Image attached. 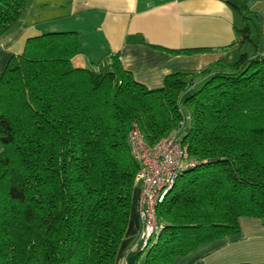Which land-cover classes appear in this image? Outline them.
<instances>
[{"label":"trees","instance_id":"16d2710c","mask_svg":"<svg viewBox=\"0 0 264 264\" xmlns=\"http://www.w3.org/2000/svg\"><path fill=\"white\" fill-rule=\"evenodd\" d=\"M26 3L0 0V35ZM241 13L239 50L251 42ZM78 40L75 31L29 37L0 75V264H116L139 167L128 131L136 122L154 144L187 112L182 142L195 163L158 205L162 230L136 264H174L239 232L241 216L264 220V53L241 51L148 88L119 52L106 71L74 67Z\"/></svg>","mask_w":264,"mask_h":264},{"label":"crops","instance_id":"0c3cea01","mask_svg":"<svg viewBox=\"0 0 264 264\" xmlns=\"http://www.w3.org/2000/svg\"><path fill=\"white\" fill-rule=\"evenodd\" d=\"M241 11L251 27V42L239 50L231 44L235 29L244 26ZM54 31L78 33L74 67L106 71L110 55L119 52L136 81L157 88L169 73L198 71L218 59L233 63L241 51L264 53V0H27L19 20L0 35V75L27 38ZM192 48L206 49L174 52ZM138 195L135 187L116 264L125 258L136 264L140 252ZM239 224V232L201 244L174 264H264V220L241 216Z\"/></svg>","mask_w":264,"mask_h":264},{"label":"built area","instance_id":"2783aa9c","mask_svg":"<svg viewBox=\"0 0 264 264\" xmlns=\"http://www.w3.org/2000/svg\"><path fill=\"white\" fill-rule=\"evenodd\" d=\"M188 120L187 112L174 129L154 144L146 141L136 122L128 131L127 142L139 165L134 180L139 188L140 250L147 249L157 240L163 227L157 207L170 193L179 174L195 163L188 156L187 145L182 142Z\"/></svg>","mask_w":264,"mask_h":264},{"label":"rangeland","instance_id":"374dc122","mask_svg":"<svg viewBox=\"0 0 264 264\" xmlns=\"http://www.w3.org/2000/svg\"><path fill=\"white\" fill-rule=\"evenodd\" d=\"M190 84H191V85L189 86V88H188V89H190V90H191L192 88L196 87L198 83H197V80H196V79H194V80H192V81H191V83H190ZM192 84H193V85H192ZM186 126H187V124H186ZM174 128H175V127H174ZM174 128H173V129H174ZM185 130H186V129H185ZM136 187H137V186H136ZM140 243H141V242H140V240H139V247H138V250H140ZM140 251H141V250H140ZM128 253H130V252H128ZM141 256H142V257H140V258H141V260H143V253H142V255H141ZM124 261L126 262V264H129V261H127V260H126V258H125V260H123V261H122V263H120V264H123V263H124Z\"/></svg>","mask_w":264,"mask_h":264}]
</instances>
